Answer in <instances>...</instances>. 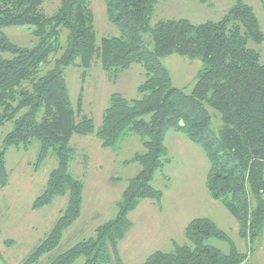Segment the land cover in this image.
<instances>
[{
	"label": "trees",
	"instance_id": "1",
	"mask_svg": "<svg viewBox=\"0 0 264 264\" xmlns=\"http://www.w3.org/2000/svg\"><path fill=\"white\" fill-rule=\"evenodd\" d=\"M48 0H0V127L8 121L14 129L0 147V189L10 179L6 153L10 146L29 149L38 141L37 169L52 152L58 164L51 171L44 192L33 209L68 196L66 207L46 238L24 264H35L58 247L64 233L82 214L84 181L71 173L75 134H95L103 148L116 149L127 137H142L144 152L133 155L140 165L117 203L116 216L100 225L93 237L83 239L55 257L50 264H125L119 243L131 230L129 215L142 200L161 204L164 193L153 185L158 170L168 159L166 137L170 131L184 133L200 145L210 161L207 188L239 222V234L253 245L264 232V62L250 46L261 44L264 32L252 5L235 4L220 21L194 24L187 19H161L152 24L158 0H104L109 20L121 34L104 37L100 45L94 12L87 0H61L51 16L43 10ZM210 4L213 0H197ZM33 27L34 47L13 43L3 29ZM68 30L66 46L54 66L39 75L40 67L58 52L55 45L62 29ZM149 35V39L146 37ZM178 53L201 58L204 69L192 90L173 85L162 58ZM95 57L107 72H120L140 63L146 71L138 86L139 98L114 93L102 124L82 115L83 102H73L66 69H89ZM29 82L28 85H24ZM216 110L223 126L212 127ZM255 151L258 153L256 154ZM187 243H175L173 251L157 250L142 264H242L248 253L240 252L234 240L208 217H196L186 226ZM211 239L229 243L225 253Z\"/></svg>",
	"mask_w": 264,
	"mask_h": 264
},
{
	"label": "rangeland",
	"instance_id": "2",
	"mask_svg": "<svg viewBox=\"0 0 264 264\" xmlns=\"http://www.w3.org/2000/svg\"><path fill=\"white\" fill-rule=\"evenodd\" d=\"M87 1L94 12L98 44L104 37L119 36V28L108 18L105 1ZM245 1L254 7L264 32V0ZM60 2L46 1L43 4L44 12L49 16L55 14ZM234 4L235 0H213L210 4L197 0H158L152 14V24L161 19L182 18L194 24L220 21ZM33 29L30 26H10L3 31L13 43L34 47L38 39ZM67 36L68 30L63 28L55 43L58 52L41 65L39 75L54 66V60L63 52L62 45L66 46ZM146 37L149 39V35ZM250 46L261 52L264 62V41L261 44L250 42ZM0 57L11 58L12 54L0 53ZM162 62L171 73L173 85L186 88L187 92L192 90L204 69L201 58L178 53L162 58ZM65 74L73 102L76 104L79 97L82 98V115L92 117L97 127L102 124L112 94L120 93L128 99L139 98L138 86L146 78L145 68L140 63L133 64L125 71L107 72L97 57L89 69L70 66ZM28 84L24 83L25 86ZM208 108L213 116L212 127L219 131L223 126L221 116L213 108ZM13 129L12 121L0 127V147ZM179 134L172 131L166 139L169 160L157 171L153 180L157 189L164 192L167 187L164 204L168 211L160 215L159 210L153 211L143 206L137 214H130L137 229L119 248L125 264H142L155 249L173 251L174 240L179 244L187 243L183 227L196 217L214 220L234 240L240 252L248 253V259L242 264H264V232L253 245L240 236L236 217L221 201L213 198L207 188L211 164L205 151L184 133ZM71 145L74 148L71 173L85 184L82 217L67 228L60 245L35 264H50L59 254L83 239L93 237L98 226L116 216L117 203L122 199L124 188L140 170V165L130 160L134 154L145 150L142 137L137 134L125 138L115 150L103 148L95 134H75ZM39 150L38 141L29 149L13 145L7 150L6 166L10 179L0 189V264H24L49 234L61 210L67 205V195L56 196L49 205L33 209L34 200L44 192L49 175L58 164L56 155L51 152L37 169ZM171 235L174 237L172 241L169 240ZM209 242L225 253L230 252V245L224 240L211 239ZM84 261L85 257H81L74 264H83ZM111 264L117 263L113 260Z\"/></svg>",
	"mask_w": 264,
	"mask_h": 264
},
{
	"label": "crops",
	"instance_id": "3",
	"mask_svg": "<svg viewBox=\"0 0 264 264\" xmlns=\"http://www.w3.org/2000/svg\"><path fill=\"white\" fill-rule=\"evenodd\" d=\"M171 132L172 131H170L169 133H168V135H167V137H166V139L168 138V136L171 134ZM176 132V131H175ZM178 134H179V132H177ZM174 135H176V134H173V136ZM180 135V134H179ZM114 178H116V177H114ZM166 186V185H165ZM125 189V188H124ZM166 190H167V187L165 188V191L163 192L164 193V196H163V199H162V202H161V204L159 205V204H157L154 200H152V199H144V200H142L141 201V203L139 204V206L135 209V210H133L130 214L132 215V214H137L141 209H142V207L143 206H147V209H149V210H153V211H157V210H159L160 211V215H162V214H164L165 212H167L168 211V208L166 207L165 208V201H164V199H165V197H166ZM140 205H141V208H139L140 207ZM148 213H149V211H148ZM155 213V212H154ZM154 213H152V215H154ZM81 217H82V214H81ZM129 217H130V215H129ZM80 219V218H79ZM78 219V220H79ZM130 219H131V221L133 222V226H132V228H133V232H132V228H131V230L129 231V233L127 234V236H126V238L124 239V240H122L120 243H119V248L122 246V244H124L125 242H126V240H128L130 237H132V234L136 231V229H137V226H136V223H135V220H133L132 219V217H130ZM192 220V219H191ZM190 220V221H191ZM189 221V222H190ZM184 223V222H183ZM183 223H182V225H183ZM186 224V223H185ZM189 223L187 222V224L185 225V227H183V229L185 230L186 229V226L188 225ZM184 226V225H183ZM140 236H141V234H139ZM169 240H174V237L171 235L170 237H169ZM125 241V242H124ZM174 242H175V240H174ZM178 242V241H177ZM157 250H161V249H157ZM156 249H155V251H157ZM119 252H120V250H119ZM154 252V251H153ZM152 252V253H153ZM152 253H150V255L152 254ZM121 257H122V259H123V254H122V252H121ZM149 255V256H150ZM148 256V257H149ZM147 257V258H148ZM146 258V259H147ZM145 259V260H146ZM124 261V260H123ZM125 263V262H124ZM143 263V262H142Z\"/></svg>",
	"mask_w": 264,
	"mask_h": 264
},
{
	"label": "water",
	"instance_id": "4",
	"mask_svg": "<svg viewBox=\"0 0 264 264\" xmlns=\"http://www.w3.org/2000/svg\"><path fill=\"white\" fill-rule=\"evenodd\" d=\"M255 153L257 154L258 152H257V151H255Z\"/></svg>",
	"mask_w": 264,
	"mask_h": 264
}]
</instances>
